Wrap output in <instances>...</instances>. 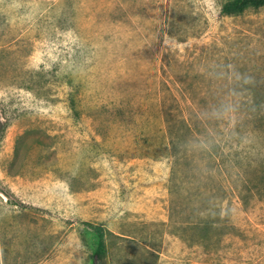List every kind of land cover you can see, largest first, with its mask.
Wrapping results in <instances>:
<instances>
[{
	"label": "rangeland",
	"instance_id": "rangeland-1",
	"mask_svg": "<svg viewBox=\"0 0 264 264\" xmlns=\"http://www.w3.org/2000/svg\"><path fill=\"white\" fill-rule=\"evenodd\" d=\"M226 1L0 0V264H264V7Z\"/></svg>",
	"mask_w": 264,
	"mask_h": 264
},
{
	"label": "trees",
	"instance_id": "trees-1",
	"mask_svg": "<svg viewBox=\"0 0 264 264\" xmlns=\"http://www.w3.org/2000/svg\"><path fill=\"white\" fill-rule=\"evenodd\" d=\"M264 7V0H227L222 6V15L224 16H235L246 12L250 8H261ZM177 120L181 125L180 129L185 130L187 132L192 131L191 123L188 121V118L184 115H176ZM167 120L170 122V115ZM173 131L171 130V133ZM183 137L180 135L173 134L172 137V146L173 150H179V144L183 142ZM258 227V226H257ZM89 230L97 236V245H96V254L101 255L106 252L107 247L105 243V231L99 225L91 224L89 226Z\"/></svg>",
	"mask_w": 264,
	"mask_h": 264
}]
</instances>
